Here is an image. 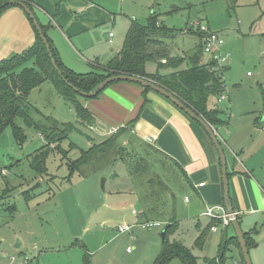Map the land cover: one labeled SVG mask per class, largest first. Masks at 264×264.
I'll list each match as a JSON object with an SVG mask.
<instances>
[{"label":"rangeland","instance_id":"374dc122","mask_svg":"<svg viewBox=\"0 0 264 264\" xmlns=\"http://www.w3.org/2000/svg\"><path fill=\"white\" fill-rule=\"evenodd\" d=\"M94 1L109 7L115 18V23L98 27L101 33H106L105 40L98 37L99 42L93 38L89 41L95 47L93 52L98 53L101 66H106L122 47L129 21L145 24L154 13L158 25L175 32L169 41V49L175 56L198 45L196 31L199 26L222 37L223 46L214 51H220L221 57L226 59L221 63L225 69L220 81L225 85L227 99L218 102L219 96L218 100L213 98L209 101L211 109L218 108L222 116H229L232 112L239 117L241 114L236 105L243 100L261 106L262 90L258 87L264 90V0H237L234 7L225 0ZM189 28L191 30L187 32ZM108 33L112 34V43L108 41ZM203 58L209 62L211 56L204 54ZM145 67L151 74L157 69L154 62ZM97 69L83 65L78 71ZM81 99L86 107L92 101ZM28 101L33 106L29 113L31 119L44 122V118L51 117L61 124H70L72 131L59 145L55 141L46 144L33 127L24 126L17 118L15 123L26 136L19 145L10 128L3 130L0 173L2 170L5 173L0 174V264H153L162 248L161 234L171 223L174 228L167 230L164 240L167 239L169 244H181L196 258V264H203L205 256L216 257L219 250L224 252L222 264H230L232 258H239L240 249L231 241L225 245L220 228L217 235L207 230L202 248L195 246L199 232L207 228L208 220L200 218L196 195L173 164L165 165L158 153L148 151L146 154L142 144L135 145L133 140L124 137L119 141L124 151L115 156L117 161H113L114 164L83 167L85 175L70 173L68 161L78 159L81 151L93 149L95 144L104 141L105 136L100 134L107 132L106 128L98 127L97 122L95 126L79 123L70 104L48 81L32 90ZM229 101L233 103L231 108H228ZM55 129L51 130L62 133V129ZM83 134H88L91 140L88 141ZM69 144L75 149L70 151ZM44 146L54 151H49L45 160L47 175L40 177L31 169L29 160ZM64 150L70 151L67 156ZM136 157L147 163L149 174L157 176L172 195L161 193L150 198L151 205L158 209L155 210L156 217L146 213L151 205L149 202L145 204L142 196L157 187H148L144 183L146 191L139 186L137 176L127 172V162ZM102 179L105 180L104 190L100 187ZM38 183L40 185L29 192L30 195L22 193ZM185 198L190 201L184 202ZM246 224L243 223L244 230ZM122 225L130 226V230L118 233ZM229 234L233 235L232 227ZM259 234L262 232L254 235L255 240ZM18 239L22 245L16 250L14 245ZM221 242L224 249L219 246ZM255 252H249L253 261ZM12 256L15 257L13 262ZM166 264L184 263L173 257Z\"/></svg>","mask_w":264,"mask_h":264},{"label":"crops","instance_id":"0c3cea01","mask_svg":"<svg viewBox=\"0 0 264 264\" xmlns=\"http://www.w3.org/2000/svg\"><path fill=\"white\" fill-rule=\"evenodd\" d=\"M32 9L39 23L46 26L47 37L55 54L66 68L75 73H88L78 69L83 65L104 67L99 64L98 53L93 52L95 47L89 41L93 38L99 42L98 37L106 39V33H101L98 27L115 23L114 13L109 7L94 0H34ZM133 21L135 20L129 21L128 27ZM107 37L112 43V34L108 33ZM35 38L33 26L22 9L13 6L0 14V60L29 49L35 43ZM222 96L224 93L220 98L217 97L218 102L227 99ZM228 103V108L233 107L232 101ZM261 103L259 107L250 100L248 103L243 100L236 105L237 112L241 114L239 117L230 110L229 116H222L220 112L219 119L222 122L216 125L208 123L215 131L226 157L229 201L242 232L251 233L249 237L252 242L248 249L249 252L256 251L255 261L251 258L252 264H264L263 95ZM86 108L94 115L92 126L97 122L95 125L104 126L103 130L106 128L107 132L100 134L105 136L104 140L113 134L112 130L124 128L126 123L137 117L126 133L129 139L135 145L142 144L146 154L148 151L158 153L160 161L165 165L173 164L178 169L196 195L200 218L204 217L202 214L206 207L225 205L220 158L212 142L202 127L166 98L153 91L144 94L141 86L123 81L107 87ZM169 194L171 197V193ZM204 218L208 220L207 228L204 229L205 232H199V236L204 234L206 239L211 221ZM244 222L247 223L245 230L242 228ZM200 226L198 220V227ZM229 228L230 226L225 230L220 229L222 241L227 236L236 244L235 234H229ZM260 231L262 234L255 240L254 235ZM222 244L223 242L219 246ZM238 255L239 258H232L230 264L235 260L239 263L240 251ZM204 258H209V255Z\"/></svg>","mask_w":264,"mask_h":264},{"label":"trees","instance_id":"16d2710c","mask_svg":"<svg viewBox=\"0 0 264 264\" xmlns=\"http://www.w3.org/2000/svg\"><path fill=\"white\" fill-rule=\"evenodd\" d=\"M8 1L13 0H0V7ZM15 1H20L24 3L27 8L32 9L34 0ZM225 1L227 3L229 2L233 7L237 4V0ZM13 6H2L0 14ZM32 11L34 13L33 9ZM34 15L36 16L35 13ZM28 20L30 21L29 18ZM145 21V24L133 21L125 33L124 42L117 54L103 68L88 73H75L60 62L57 54H55L50 39L47 37L46 26L41 25L38 21L44 37L48 39L50 54L53 55V59L59 71L54 70L46 47L39 38L36 28L30 21L35 31V43L30 46L29 49L21 53H15L8 58L0 60V136L5 128H10L14 141L16 144L18 143L20 145L26 138L23 129L15 123L16 119L20 118L24 126L33 127V129L45 140L46 144L50 143V141H55V143L59 145L64 139L68 138L69 133L72 131V126L67 123L61 124L51 117L44 118V122L31 119L29 113L33 106L28 101L31 91L40 88L46 81L50 82L57 94L70 104L78 122L92 126L94 115L83 105L81 98L86 97L81 95L80 92L91 93L107 78L119 75L140 77L155 82L168 92H171L198 116H201L207 123L216 125L218 122H222L219 119L220 111L216 107L212 109L209 107L210 100L224 93L225 85L220 81L221 78L217 77V70H211L213 67L217 66L213 56L211 55L209 62L204 61L203 55L205 52L203 50V38L205 37V33L201 32L198 27L196 31L199 36L198 45L188 52H183L182 55L175 56L169 49V41L174 38L175 32L169 28L166 29V27L161 24L158 25L154 13ZM190 30L191 28L187 29V32ZM149 62H154L157 68L152 74L148 73L145 67ZM224 69L225 68L222 69V72H224ZM117 83L121 82H110L107 87ZM70 85L72 87H70ZM136 85L141 86L140 84ZM141 87L143 88L144 94L151 91L148 87ZM74 89H78L79 92H75ZM103 91L93 98H97ZM261 92L264 100V90L262 89ZM136 119L137 117L133 118L126 123L124 128L117 130L101 143L95 144L93 149L81 151L78 159L73 161H68L66 159V161H68L67 167L69 168V172L85 175V173H83V167H90L91 165V167H93L95 164L102 165L103 163H105L103 165V167H105L110 166L112 163L114 164L113 161H117L116 157L118 155L120 156L124 151L119 141L121 139L124 140V137L125 140H131L126 133L129 128L132 127L131 125L135 123ZM54 128H56L55 130H59V128L62 129V133L52 131L51 129ZM49 132L53 135H49ZM69 146L70 151L75 149V146L72 144H69ZM57 150L58 149H56V151ZM49 151L54 150H50L47 146H44L37 150L29 160L30 167L37 176L42 177L43 175H47L45 160ZM70 151L64 150L66 156ZM131 159H133L132 162H127L129 175L137 176L139 186L144 190H146V187L143 186L144 183H146L148 187H157V189H150L149 193H145L144 196H142L145 204L149 202V205H151L152 202H150V198L161 195V193H168L165 184L157 176L151 173L150 176L147 163H145L141 157ZM146 178L148 179L143 181ZM22 193L25 196L30 195V193L26 191ZM156 209L157 207L154 208L153 205H151L145 211L149 216H155L157 213L155 212ZM213 224L215 223L209 224V230ZM173 228V225H169L168 229L164 230V235L167 230L171 231ZM252 232H255V230H252ZM250 234V232L245 234L247 249L252 242L249 237ZM205 240L204 234L199 236L195 241V246L201 249ZM224 240L225 245L231 241L227 236H225ZM234 240L239 248L237 238L234 237ZM221 248L224 249L223 246H221ZM173 257H178L184 264H196V258L193 257L189 251L185 250L181 244L178 242L169 244L167 239L163 241L160 253L153 264H166L170 262ZM223 260L224 252L219 254L217 258H204L202 261L203 264H222ZM239 263L244 264L241 249Z\"/></svg>","mask_w":264,"mask_h":264},{"label":"water","instance_id":"95a60500","mask_svg":"<svg viewBox=\"0 0 264 264\" xmlns=\"http://www.w3.org/2000/svg\"><path fill=\"white\" fill-rule=\"evenodd\" d=\"M13 6L16 5L17 7H19L20 9H22L24 11V13L27 15V17L30 19V21L32 22V24L34 25V27L36 28L39 38L42 40L44 46L46 47V51L49 54V57L51 59V64L52 67L54 68V70L59 71L56 67V62L53 59V55L50 54V45L48 43V39H46L44 37V34L42 33V29L40 24L38 23V20L36 18V16L34 15L32 9L27 8V6L20 2V1H8L7 3H5L2 6ZM1 6V7H2ZM0 7V9H1ZM123 81H127L130 83H134V84H140L143 87H148L151 89V91L158 93L160 96L166 98L168 101H170L172 104H174L180 111L186 113L189 118H191L192 120H194L200 127H202L206 134L208 135V138L210 140V142H212V144L214 145L215 151L218 154V157L220 158V171L222 173V188H223V203L225 204V210H226V214H227V218L229 220V226L232 227V230L235 234V237L237 238L238 241V245H239V249H241L242 255H243V261L244 264H252L251 263V259L249 256V249H247V244H246V239H245V233L242 232L237 215L235 213V211L232 208V204L229 201V188H228V172L227 170V162H226V157L223 153V149L221 147L220 142L218 141V137L215 133V131L213 130V128L201 117L198 116L191 108L187 107L183 102H181L177 97H175L171 92H168L167 90H165L163 87H161L160 85H158L155 82H151L147 79H143L140 77H133V76H128V75H119V76H113V77H109L107 78L104 82H102L99 86H97L92 93H83L80 92L81 95H83L86 98L92 99L93 97H95L96 95H98V93L102 92L107 85L110 82H123ZM70 87H72L70 85ZM75 92H79L78 89H74ZM86 139L88 141L91 140V137L88 134H83ZM104 184H105V180L102 179L101 180V190H104ZM40 184H36L33 187L25 190L26 192H32L34 191V189L36 187H38ZM163 241H164V233L161 234ZM21 245V241L20 239H18L14 245V248L16 250H18L20 248Z\"/></svg>","mask_w":264,"mask_h":264},{"label":"built area","instance_id":"2783aa9c","mask_svg":"<svg viewBox=\"0 0 264 264\" xmlns=\"http://www.w3.org/2000/svg\"><path fill=\"white\" fill-rule=\"evenodd\" d=\"M199 30L203 33H205V37L203 38V50L205 54L212 55L213 59L216 61V67H213L211 70H217V77L222 78L223 72L222 69L224 68L221 64L222 62H225V57H221L220 51L216 53L214 51L215 48L219 49L221 46H223L224 41L222 37L216 33H210L208 32L204 26H199ZM224 98V96H222ZM112 133L115 132V130L111 131ZM4 174L5 172L2 170L0 174ZM200 184L199 186H202ZM188 201V198H185V202ZM133 214H136L135 211L132 212ZM202 216L208 218L209 220L213 221L215 224L210 227V232L215 233L220 229L228 228L229 227V220L227 218V214L225 211L224 206L218 205V206H209L206 207ZM130 230V226H120L118 228V233H126ZM11 261H15V257H10ZM232 264H239L237 260L233 261Z\"/></svg>","mask_w":264,"mask_h":264}]
</instances>
